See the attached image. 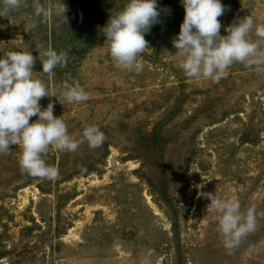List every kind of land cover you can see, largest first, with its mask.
<instances>
[{"label": "rangeland", "instance_id": "1", "mask_svg": "<svg viewBox=\"0 0 264 264\" xmlns=\"http://www.w3.org/2000/svg\"><path fill=\"white\" fill-rule=\"evenodd\" d=\"M48 2L41 17L34 0L0 3V56L32 51L33 76L52 95L41 107L52 102L82 142L73 152L49 147L55 180L24 172L18 145L0 154V264H264V66L235 62L218 82L186 76L172 42L184 9L158 0L142 70L129 71L111 57L103 28L125 0ZM221 2V35L238 17L264 22V0ZM38 45L67 52V64L49 77ZM65 81L88 100L67 101ZM89 124L105 135L97 148L83 140ZM208 192L255 208L256 229L238 247L223 246L200 195Z\"/></svg>", "mask_w": 264, "mask_h": 264}, {"label": "clouds", "instance_id": "2", "mask_svg": "<svg viewBox=\"0 0 264 264\" xmlns=\"http://www.w3.org/2000/svg\"><path fill=\"white\" fill-rule=\"evenodd\" d=\"M21 2L0 0L6 10L18 9ZM179 2L184 16L172 41L176 49L173 58L179 60L186 76L218 82L235 62L246 67L264 66V22H254L251 16L238 17L232 24L224 26L227 34L221 35L218 17L225 13L221 0ZM33 6L36 17L49 15L51 4L48 0H34ZM65 11L63 5L66 22ZM161 11L158 0H125L122 9L109 16L103 26L104 37L110 55L118 65L129 71L142 70L137 58L149 49L145 34L160 22ZM253 32L255 40L251 38ZM38 47L42 49L43 60L39 59L42 72L49 77L58 66L67 64V52H58L51 46ZM36 59L32 51L11 50L0 56V154L10 152L11 145H18L21 148L19 164L24 172L55 180L59 175L58 167L44 159L49 147L73 152L82 141L69 134L64 120L54 115L52 102L41 107L40 99L52 95L46 84L33 76ZM62 87V95L69 102H84L89 98L78 82L65 81ZM33 116L37 118L30 122ZM82 137L90 148L101 146L105 140L104 133L91 124L83 128ZM200 195L207 197L208 205L216 213L218 231L226 249L238 247L242 239L256 229L254 207L242 210L238 199L221 198L212 192Z\"/></svg>", "mask_w": 264, "mask_h": 264}]
</instances>
